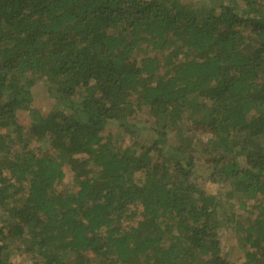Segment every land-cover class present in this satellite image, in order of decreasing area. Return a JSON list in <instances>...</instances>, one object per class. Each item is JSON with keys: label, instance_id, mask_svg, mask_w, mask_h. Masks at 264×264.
<instances>
[{"label": "trees", "instance_id": "16d2710c", "mask_svg": "<svg viewBox=\"0 0 264 264\" xmlns=\"http://www.w3.org/2000/svg\"><path fill=\"white\" fill-rule=\"evenodd\" d=\"M38 80L63 107L24 129L17 112ZM141 109L158 124L151 142L113 149L107 122L133 135ZM43 140L55 154L32 147ZM235 148L244 165L229 158ZM198 163L230 184L224 198L255 212L236 219L235 261L220 232L232 218L204 192ZM65 166L66 192L57 189ZM126 216L135 224L124 226ZM15 255L264 264V0H0V264Z\"/></svg>", "mask_w": 264, "mask_h": 264}, {"label": "rangeland", "instance_id": "374dc122", "mask_svg": "<svg viewBox=\"0 0 264 264\" xmlns=\"http://www.w3.org/2000/svg\"><path fill=\"white\" fill-rule=\"evenodd\" d=\"M182 2H187L191 4H201L206 3L208 0H180ZM145 52V51H144ZM143 51H139L135 53L136 57L141 56ZM262 78V77H261ZM79 92H82L80 89ZM31 103L28 107L24 110H19L17 112V122L21 124L24 129L31 123V121L39 115H45L52 110H59L63 107L62 103H60L53 95L48 91L47 84L44 80H38L31 88ZM130 124L132 125L133 129H135V133L133 135H129L126 132H120L119 125L117 121L109 120L107 125L103 131L102 136L104 139H109L111 142V147L113 149H121L125 147H132L138 148L139 146L147 145L151 142L154 137L152 133V129L157 126L155 118L152 116L147 115V111L139 110L136 111L133 115V118L130 119ZM163 121L160 119V125H162ZM150 127V128H149ZM179 132H183L185 135L190 136V132L187 128V125H182L179 129ZM177 136H176V135ZM171 137L173 140H179L180 135L179 133H172ZM39 146L40 148L46 149L51 153L55 152L53 149L49 147L46 141H40L33 143L32 147ZM231 159L237 162L238 165H244V154L235 148V151L230 155ZM205 166V165H204ZM210 169H205L203 164H197V180L202 184V188L204 192L207 194H216L218 195L221 200L223 201V211L221 216H224V219L232 218V220L228 219L229 224L223 226L220 229L221 232V244L222 248L226 255L230 257L231 260L235 261L239 259L242 255V247H241V236L238 230L241 229V224L236 221L243 220V219H251L253 212H251V202L246 200L244 201L243 205H241L240 201L241 198L236 197L231 199L224 198L223 194L225 191L230 188L229 183L223 182H212L208 180ZM64 178L63 180L57 185L58 190H62L64 192L73 190L74 183H73V175L72 172L69 170L68 167H64ZM142 174L136 173V179H142ZM229 184V185H228ZM250 205V206H249ZM245 206V207H244ZM135 207L127 208L128 211L134 209ZM238 216H234V215ZM233 216V217H232ZM127 218V219H126ZM136 218H128L125 217L123 221L124 226H128L129 224H135ZM233 228V229H231ZM238 229V230H237ZM239 257V258H238ZM13 259L16 261L17 264H30L27 263L28 259L25 255H15Z\"/></svg>", "mask_w": 264, "mask_h": 264}]
</instances>
